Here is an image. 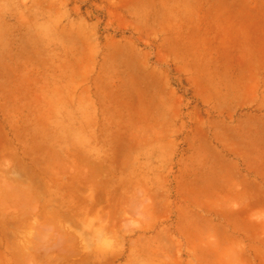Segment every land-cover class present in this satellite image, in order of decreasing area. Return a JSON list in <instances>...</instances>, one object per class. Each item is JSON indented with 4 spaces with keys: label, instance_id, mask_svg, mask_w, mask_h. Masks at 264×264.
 Instances as JSON below:
<instances>
[{
    "label": "crops",
    "instance_id": "crops-1",
    "mask_svg": "<svg viewBox=\"0 0 264 264\" xmlns=\"http://www.w3.org/2000/svg\"><path fill=\"white\" fill-rule=\"evenodd\" d=\"M101 4L113 32L99 56L54 44L5 80L0 240L30 221V191H57L61 142L73 189L103 192L117 175L139 225L70 264H264V0ZM120 88L133 103L115 124ZM111 136L134 144L114 172L100 160Z\"/></svg>",
    "mask_w": 264,
    "mask_h": 264
},
{
    "label": "rangeland",
    "instance_id": "rangeland-1",
    "mask_svg": "<svg viewBox=\"0 0 264 264\" xmlns=\"http://www.w3.org/2000/svg\"><path fill=\"white\" fill-rule=\"evenodd\" d=\"M101 1L0 0V93L16 66L40 60L47 46L55 44L57 54L63 57H68L71 47H76L79 55L99 56V40L105 33L113 32L105 25ZM86 38H92L95 47ZM132 96L133 93L119 89L109 121H128L124 114L132 107L133 102L128 101ZM132 145L111 136L101 165L110 167L112 172L118 166V158L128 164L133 156ZM69 153L68 143L57 142V191H30V202L37 205L25 208L30 221L14 223L12 237L0 240V264H70L71 257L82 258L81 253L92 252L96 246L107 251L114 249L119 234L128 236L138 230L134 208L119 206V199L127 201L129 192L124 195L118 190L117 175H110L109 190L103 192L73 189ZM93 200L103 205H93ZM255 244L248 240L244 245L249 248ZM4 249L6 254L1 253ZM261 258L264 262V255Z\"/></svg>",
    "mask_w": 264,
    "mask_h": 264
},
{
    "label": "bare ground",
    "instance_id": "bare-ground-1",
    "mask_svg": "<svg viewBox=\"0 0 264 264\" xmlns=\"http://www.w3.org/2000/svg\"><path fill=\"white\" fill-rule=\"evenodd\" d=\"M29 175V174H28ZM31 176V175H30ZM34 176H35V174H34Z\"/></svg>",
    "mask_w": 264,
    "mask_h": 264
}]
</instances>
